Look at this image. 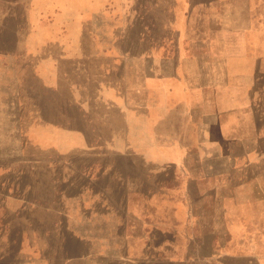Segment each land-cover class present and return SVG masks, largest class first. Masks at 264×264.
Masks as SVG:
<instances>
[{
  "label": "crops",
  "instance_id": "1",
  "mask_svg": "<svg viewBox=\"0 0 264 264\" xmlns=\"http://www.w3.org/2000/svg\"><path fill=\"white\" fill-rule=\"evenodd\" d=\"M20 5L0 264H242L236 218L264 181V0H0V31Z\"/></svg>",
  "mask_w": 264,
  "mask_h": 264
},
{
  "label": "rangeland",
  "instance_id": "2",
  "mask_svg": "<svg viewBox=\"0 0 264 264\" xmlns=\"http://www.w3.org/2000/svg\"><path fill=\"white\" fill-rule=\"evenodd\" d=\"M26 1V0H24ZM86 0H81L85 2ZM163 12L157 9L148 8L146 10V30L147 32L160 34L166 30V25H158L155 21H159ZM27 22L23 16V10L20 5L18 16L16 18L8 19L7 24L0 31V81L3 89L0 90V97L3 103H0V117L3 118L2 129L0 136L1 148H18L19 141L12 136H9L11 124L8 122L10 110L8 107L9 97L15 95L11 89V77L13 73H18L21 66L20 50L25 41L23 36L27 31ZM143 25L131 24L126 31L134 34L142 31ZM169 29V28H168ZM153 34V35H154ZM151 41H147V47H150ZM24 74L22 78L23 86L26 91L38 92L37 84L33 81H27ZM254 189L248 187L244 191V197L249 199L254 196ZM258 196L260 200L247 202V207L243 210V215L237 217V226L240 229L239 240L241 241V261L242 264H264V181L259 186Z\"/></svg>",
  "mask_w": 264,
  "mask_h": 264
}]
</instances>
